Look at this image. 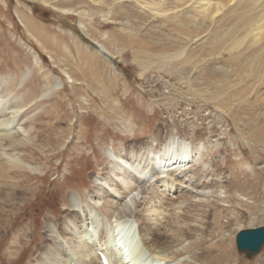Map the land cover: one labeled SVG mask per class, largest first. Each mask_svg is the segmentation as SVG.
<instances>
[{"label": "rangeland", "instance_id": "obj_1", "mask_svg": "<svg viewBox=\"0 0 264 264\" xmlns=\"http://www.w3.org/2000/svg\"><path fill=\"white\" fill-rule=\"evenodd\" d=\"M180 1L0 0V103L4 99L6 116H12L9 124L24 127L20 137L41 131L34 155L24 161L30 172H21V185L16 174L5 175L13 177L9 182L0 179V264H53L46 253L52 247L63 254L57 237L64 221L92 211L86 240L107 237L111 226L129 255L142 247L146 257L167 263L161 252L150 254L141 244L134 217L118 220L105 205L100 212L90 208V191L100 183L109 188L110 160L118 151L146 145L151 152L165 139L167 144L183 137L197 157L193 178L206 183L198 191L207 196L189 202L196 208L180 201L182 193L174 188L192 187L184 180L166 193L173 221L154 220L157 230L170 234V222L182 230L180 251L170 260L264 264V244L250 258L235 246L239 230L264 226V41L249 44L253 33L243 32L264 18V0H231L214 16L212 0L214 10L204 18L201 0ZM96 43L112 56L107 59ZM52 84L55 91L42 97ZM193 129L200 132L194 140ZM198 140L206 147L202 158ZM219 193L233 194L231 201L221 202ZM131 196L151 199L141 198L139 190ZM123 202L149 214L130 198ZM189 207L195 208L191 215L185 212ZM174 213L195 223L199 233L188 232ZM124 222L132 224L133 234L122 230ZM47 224L52 237L46 236Z\"/></svg>", "mask_w": 264, "mask_h": 264}, {"label": "bare ground", "instance_id": "obj_2", "mask_svg": "<svg viewBox=\"0 0 264 264\" xmlns=\"http://www.w3.org/2000/svg\"><path fill=\"white\" fill-rule=\"evenodd\" d=\"M181 1H183V0H181ZM201 1L202 2L199 3V6L203 9V18L208 17V15L211 14L210 12L212 10H214L213 9L214 8L213 7L214 1L213 2H211L212 0H201ZM229 1H231V0H215L214 3H216V10H215V12L213 11L214 13L212 15L214 16L216 13H218V11L221 10L224 6H226ZM75 11L76 10H73V9H68V11L66 10V12L70 13V14L74 13ZM213 16H211V17H213ZM244 24H245V21L243 23V26H244ZM243 32H246L249 35H250V33H253L252 36L250 37V40H248L249 44L257 45L261 41H264V18L260 19L257 23L250 25L249 29H244V27H243ZM96 44L100 48V52L102 54L106 55L107 59L110 56H112L108 53V51L105 49V47H103V45H101L99 43H96ZM36 59H37V57H36ZM36 61L38 62V60H36ZM70 79H71V77H70ZM57 87H60V84H58ZM55 89H56V87H54L53 84L48 86V87H44L41 91L42 92L41 96L45 97V95L46 96L50 95V93L52 91H55ZM17 97H16V99H17ZM3 100L1 101L2 103H3ZM20 102H21V100H20ZM24 102H26V101H24ZM2 103H0V104L2 105ZM23 103H21V104H23ZM3 104L6 105V103H3ZM17 104H19V103H17ZM5 105H2L4 107H2V106L0 107V108H2L0 111V150H3V153H5V155H8L9 157L8 158H6V156L4 157L2 155L3 153L1 154V152H0V159H3L2 161L0 160V179L5 180L6 182H9V180H11L13 177L7 178L5 175L7 173L16 174L17 176H19L15 180L16 185H21V181H23V179L22 180L20 179V177H22L21 172H23V173L30 172L29 171L30 169H28V167H26V163H24V161H28L29 159H31L32 155H34V152L38 146L36 139L38 138V136H40L38 132H41V131L34 130V135H31V137H28V138L24 137L25 135L23 137H20L22 135L21 130L23 132L24 127H19L20 123L18 124V127H15L14 125L12 126L11 124H9V121L12 118V116H10L11 118L6 116V114L8 113L7 112L8 108ZM7 105H9V104H7ZM17 107H19V106H17ZM15 111L17 112V110H15ZM15 114L16 113H14V115ZM16 115L13 118H16ZM52 115H53V113H52ZM40 118H42V116ZM33 121H35V118H33ZM21 128H23V129H21ZM33 129L34 128H32V130ZM197 131H198L197 129H193L190 132V133H193V135H194V136H192L193 140H194V138L196 139L200 135V132L199 131L197 132ZM209 132H210V130H209ZM210 134L212 135V133H210ZM185 141L186 140H184V137H183V139L182 140L180 139V141L168 140L167 144H165L166 143V139H165L163 141V144H161V146L158 149L151 151V152L146 150V145L141 146V147L139 146L135 150L132 148L133 150L130 152H127V153H123L122 151H118L117 155H115L116 159L110 160L111 161V163H110L111 171H112L111 174H113V175H111L112 178L110 177L111 179H109V182H108L109 188H101L102 185L100 183V185L95 184L96 186L94 187V189L92 191H90L91 192L90 197L92 198V199H90L92 201V204H89L90 208L94 207L96 211H99L98 210L99 206L105 205L109 208L108 210H111L110 213H112V217H115L118 220H121V219L126 220V218L131 219L132 217H134L133 219H135L137 221L138 226H139L138 235H139V238L141 240V244H143V246L146 247L147 250H149L150 254L152 253L153 255H155V254L157 255V253L161 252V255L164 258H167V260L168 259L170 260V257H172L171 254H173L174 252L180 251L181 247H178V245L181 243L182 238H180V235L178 232L182 231V230H180L181 228L179 230L177 229V228H179V225L176 226V225L171 224V222L173 220H172V217L169 215V212H168L170 210L168 209L167 205H165V203L169 200L166 197V193L169 191L170 192L172 191V187L174 186V183H181L184 180L185 182L188 181L189 184L188 183L187 184L192 186V187L189 188L188 186H185L186 191L183 192V187L181 188V186L183 184L181 183L182 184V185L180 184L181 186L178 184H177L178 186H176V184H175V186H176L174 188L175 191L179 190V192L182 193V196L179 195V197L181 198L180 201L183 200L185 202V200H188L187 204H190V207H191V205H193V204L189 203V202H191V200H193V198H195L197 195H199L200 197L207 196V195H205L206 190L203 192L198 191V190H201L200 187L203 185V183H205V180H203V178L201 180L193 178L195 168L198 165H197V161L195 159V157H196L195 154L191 155L190 147L188 144L185 143ZM201 142L202 141L198 140V142H196V147H195L197 149V152L200 155V158H202L203 155H204V157L206 155L205 154L206 150L204 151V149L206 147L204 146V143H201ZM178 145L182 147V151L180 153L174 152V151H176L175 149ZM38 149H40V148H38ZM6 150L10 151V152L16 151L15 154H17V156H15L14 154L7 153ZM36 153H37V151H36ZM207 155H209V153ZM197 160L199 162V159H197ZM200 163H201V160H200ZM204 171H205V169H204ZM27 178H29V177L27 176ZM145 182L149 183L148 184L149 186L146 187ZM210 182H211V180H210ZM212 183H214V182H212ZM9 184H5V187H7ZM208 184H209V180H208ZM215 184L216 183H214V185ZM151 185L153 186L152 188H151ZM214 185L212 184V187ZM92 187H93V185H92ZM204 187L206 188V185H204ZM226 188H227V186H226ZM236 188H239V187H236ZM137 190H139V194L141 193V195H142L141 198H144L147 196V194H150L149 197L153 200L150 199L151 201L150 200L146 201L144 198V199L139 201V199L137 200V198H135L134 196H131L133 194V191H137ZM230 195L226 196V195H221V193H219L217 195V197H218L217 199L221 200V202H223V203H225V201H227L229 203V201H231V196L233 194L231 196ZM238 195H239V193H238ZM126 197L130 198V200L134 202L135 206H144L145 208H147V209L143 208L142 211L147 210L149 212V214L148 215L142 214L143 212H140V210L136 211V210H134L135 208L132 209V208L128 207L127 204L125 202H123V200ZM227 197H228V199H226ZM234 198H236V197H234ZM232 199H233V197H232ZM236 199H234V200H236ZM156 200L158 201V203L156 202ZM178 202H179V200H178ZM146 203H148V205L149 204L150 205L148 207H146L147 206V205L145 206ZM196 205L197 204H195L193 206L196 208ZM224 206H225V204L223 205V207ZM78 207H81V206L78 205ZM190 207L187 210H185L186 213L190 214V212H192L195 209L194 207L193 208H190ZM74 208H76V207H74ZM80 209H78V210H80ZM82 209H83V207H82ZM172 209H173V206H172ZM226 209L228 210V208H226ZM83 211H84V209H83ZM147 211H146V213H147ZM175 211L176 210H174V212ZM75 212L77 213V211H75ZM92 212H89V213H92ZM231 212H233V211H231ZM89 213H84V215H82V216L75 214L76 217L72 216V218L69 217L67 220L64 221L63 226H62V234L58 235V237H57V240L60 243V251L63 254H61L60 252H56V251L52 250V247H51V250L46 253L48 257L52 256V259L54 260L53 264H97V263L102 264L101 259H100L97 252H102L104 254L108 264H162L161 261L158 259V257H156V258H149V256L146 257L148 254L145 256L146 252H144L142 250V247L138 248V251L132 253V255H129L130 253L127 255L126 254L127 250H128L126 247L127 244H126V246L123 245L122 247H121V245L119 246V244L117 245V243L119 242L118 241L119 239H117V235L114 234V232H113L115 228L112 230L110 229L111 226L109 227L108 231H107V228H104V231L108 232L107 237L102 236V234L100 233L98 236V239H97L98 241L86 240L85 239V233H88L89 229L87 228V225L90 223L88 221L90 218L88 216ZM189 214H188V216H189ZM229 214H230V212H229ZM182 215L183 214L174 213V218L177 220L176 222L187 224L186 225L188 227L187 231L192 233V234L195 232H198L196 230V227H194V226H196V224L195 223L189 224L186 221V219L184 220V218H182L183 217ZM216 215L217 214H214L215 217H216ZM192 216H196V214L193 213ZM214 216H212V217H214ZM92 218H90V219H92ZM164 219L165 220L169 219L171 221L169 223L171 233L170 234H164L162 236L159 234V232L157 230L158 224L156 222H154V220H159V221L162 220L163 221ZM128 220L129 219H127V222H129ZM188 220L190 222H194V220H196V219L194 217L190 216ZM118 222L121 225V223H120L121 221H118ZM127 222H126V224L124 222V224H122V225H123L124 229H127L128 231H133L132 232V234H133L134 228H133L132 224L130 225V223H127ZM215 222H216V225L218 226V223L221 221H219L218 223H217V221H215ZM223 222H225V221H223ZM111 225L113 226V223ZM192 227H194V228H192ZM213 227H215V226H213ZM220 227H221V223H220ZM116 229H119V228H117V225H116ZM220 229H223V228H220ZM45 230H46V236L52 237L55 235V233L53 232L52 225L47 224L45 227ZM54 230H55V228H54ZM101 231H103V230H101ZM219 234H220V232H219ZM196 235H198V234H196ZM197 238L199 239V237H197ZM201 241H203V239L200 240L199 242H201ZM213 241H215V240H213ZM217 241H219V240H217ZM120 244H121V242H120ZM190 247H192V246H190ZM49 249H50V247H49ZM58 249L59 248H57V251H58ZM194 254L196 257L198 256V253H194ZM169 260L166 261L167 263H165V264H177V263H179L178 260H173V261L172 260L169 261Z\"/></svg>", "mask_w": 264, "mask_h": 264}, {"label": "water", "instance_id": "obj_3", "mask_svg": "<svg viewBox=\"0 0 264 264\" xmlns=\"http://www.w3.org/2000/svg\"><path fill=\"white\" fill-rule=\"evenodd\" d=\"M263 244L264 226L241 229L235 236L236 249L244 253L248 258L257 254Z\"/></svg>", "mask_w": 264, "mask_h": 264}]
</instances>
